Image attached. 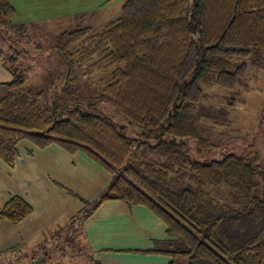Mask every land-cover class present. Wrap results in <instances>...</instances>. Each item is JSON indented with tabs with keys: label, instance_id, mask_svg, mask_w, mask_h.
Wrapping results in <instances>:
<instances>
[{
	"label": "trees",
	"instance_id": "1",
	"mask_svg": "<svg viewBox=\"0 0 264 264\" xmlns=\"http://www.w3.org/2000/svg\"><path fill=\"white\" fill-rule=\"evenodd\" d=\"M15 13L0 0L1 38L26 30L13 23ZM53 50L66 68L59 100L42 105L45 88L27 86L21 73L0 83V160L14 167L18 145L27 141L83 153L113 175L96 201L83 200L68 230L102 203L121 201L147 208L167 226L174 239L155 253L187 264H264L259 154L250 145L220 160L199 158L189 145L214 147L199 125L202 84L233 91L250 67H264V0H127L101 32L64 31ZM10 60L16 58L7 55L6 67ZM107 70L100 94L83 98L80 79ZM98 103L112 105L125 124ZM32 213L24 198L13 197L0 220L18 224ZM91 264L99 263L91 257Z\"/></svg>",
	"mask_w": 264,
	"mask_h": 264
},
{
	"label": "crops",
	"instance_id": "2",
	"mask_svg": "<svg viewBox=\"0 0 264 264\" xmlns=\"http://www.w3.org/2000/svg\"><path fill=\"white\" fill-rule=\"evenodd\" d=\"M32 1L9 0L16 9L15 25L26 26L16 18L19 14L39 19ZM4 59L0 58V83L11 78ZM18 151L14 167L0 160V212L13 197H21L33 213L18 224L0 220V264H75L74 256L80 257L78 264H91V257L99 264H187L153 252L174 238L143 206L106 201L77 230H68L85 208L83 200L96 201L112 184L113 175L85 154H70L57 145L38 149L24 141ZM68 235L74 237L72 246Z\"/></svg>",
	"mask_w": 264,
	"mask_h": 264
},
{
	"label": "rangeland",
	"instance_id": "3",
	"mask_svg": "<svg viewBox=\"0 0 264 264\" xmlns=\"http://www.w3.org/2000/svg\"><path fill=\"white\" fill-rule=\"evenodd\" d=\"M126 1L33 0L31 8H38L39 19L19 14L16 18L26 25L24 33L8 31L12 38L0 37V58L7 55L16 58L10 60L6 67L10 81L14 73H21L27 79V86L45 88V97L40 101L42 105L52 98L59 100L63 86L61 77L66 68L53 50L58 36L64 31L84 28L93 29V33L101 32L106 25L120 17ZM104 3L105 6H102ZM31 8H28L29 14L32 13ZM110 78L111 70H107L95 71L80 79L78 87L81 96L99 95L102 85ZM202 88L204 99L199 105V125L203 129V136L214 147L199 150L194 142H189L192 152L199 158L220 160L225 152L251 145L264 167V67H250L247 79L236 90H224L210 82L203 83ZM96 106L116 123L125 124L112 105L98 103ZM132 130L130 128L127 135L132 136ZM73 258L78 264L80 257Z\"/></svg>",
	"mask_w": 264,
	"mask_h": 264
}]
</instances>
